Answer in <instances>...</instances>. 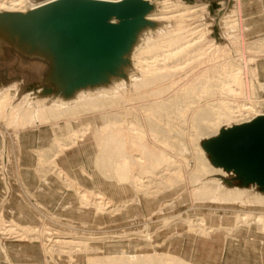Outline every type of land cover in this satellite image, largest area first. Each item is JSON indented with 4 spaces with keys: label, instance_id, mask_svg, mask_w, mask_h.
I'll list each match as a JSON object with an SVG mask.
<instances>
[{
    "label": "rangeland",
    "instance_id": "1",
    "mask_svg": "<svg viewBox=\"0 0 264 264\" xmlns=\"http://www.w3.org/2000/svg\"><path fill=\"white\" fill-rule=\"evenodd\" d=\"M46 1L48 0H27V6L29 7L36 4L38 5ZM221 1L226 2V10H219V2ZM237 1L239 2V0H219L217 2L218 7L214 10H211L210 0H199L193 2L187 0H168V2H170L169 5H174V10L169 14L171 18H168V20H161L166 24V27L153 35L146 36L145 34H143L139 41V43L142 45L139 47L137 54L140 57L143 56L142 58H140V60H148L149 62H151L150 65H152V67H155L152 70V73L149 72V76H144L147 73H143L142 71L139 72H142L143 74L139 72H135L133 74L131 84H125V88H127V93L124 94L125 97L123 99H126L125 101H123L122 99H118L114 102L108 101V103L105 104L104 108L100 107L101 111L98 109L97 112L94 113L82 114L81 118L78 121H72L73 127L76 131L78 130L79 132H77L79 134V137L78 140H76V143L73 144L70 149L63 150L62 152L60 151L61 148L59 149V147L56 146L54 142H56L57 140L58 142L61 141L62 143H64L66 137H68L66 133L67 128L65 130V121H61L59 125H55L56 127L52 126L53 124L51 123H42V121H40V124L36 126H31L29 125V123H24L22 120L20 121L21 115L26 111V108L27 110H29L28 108H31V106L33 107L37 104L32 100L31 96L27 94L28 92L33 91L31 89L29 90L28 87L31 84L36 83L39 86L43 83V79L49 69V65L42 61H32L29 59H25L18 55L16 52L10 51L8 49L3 56H0V93H4L7 90V92L10 93H8L7 95L9 97L0 96V101L4 103L3 104L2 102H0V149L2 148L4 143L5 150L7 151L5 152L7 154L4 155V157H7V160L6 158H4V162L6 165L3 164V169L7 167L6 170L8 172L9 165L11 164V148L15 149V153H20L19 134L21 132L25 130H33L42 126H50L53 129H62L64 133H56L54 137L55 140L53 139L52 144L49 147L36 150L37 163L35 172L37 177L41 181L46 180L49 176L55 177L64 189L69 190L77 196V204L89 213V215H87V220H80L78 218H60L53 214L37 200L36 194L22 182V177L20 174L21 167L17 164L18 160L14 157L12 163L15 170L14 173L9 174L13 180V191L11 198H9V201L13 197L22 200L23 203L28 205L35 211V213H37L38 221L34 224H23L15 220L13 217H10L7 214V205L9 201L7 202L5 206V216L0 213V264H88V260L90 258H92L93 260L96 259L93 264L178 263L177 260H168L166 262V260L162 258V256L165 254L169 256L171 255V257L178 256L182 259H185L188 263L195 264L175 252L176 250L181 251L182 248V251H186L190 248V236L207 237L218 230H228L233 234L241 227H252L255 230L264 232V224H260L259 222L257 223L256 221L249 219L245 221L236 219L238 215L251 211L264 213V203L257 202L252 198L256 193H260L263 196L264 193L260 192L257 186L251 185L246 188L238 186L239 182L236 180L233 181V177L235 176L233 172L226 171L227 175H214V178H220L222 182L221 184L228 188L248 189L249 196L247 195L245 198H243L244 200L241 199L238 201H220L210 198H204V196H199V198H197L198 195L195 194V192L193 194V191L197 187L201 186V184L190 186L193 182H191L190 184L186 183L185 181H176L175 177L171 175L173 170L166 169L164 171V168L163 171L159 172L160 174L156 173L158 175L155 174L154 176L149 177L147 176L149 174L138 172L140 170V166L138 165L136 167L138 168V170L135 169V173H137L135 174V176H138V174L141 176L146 175L143 176L142 179L146 181L145 185H148V189L146 188L144 190L146 192L139 191L138 188L133 186L130 180L118 182L112 175V172L109 171L113 170V168L111 169V167H109L107 168V170L104 169V173H102L96 163H94V157H96V155H98L100 152L96 141L92 137L94 128H101L109 123L110 124L107 126L114 125L111 127L115 128V131H117L121 125V127H123L124 129L125 127L128 128V126L130 125L129 121L132 122L133 119L134 122V120L136 119L132 116L133 114L129 115L130 110L138 107L137 111H139L141 115V117L139 118L148 117L146 113L150 115L152 112L156 111L154 108H152L155 102L166 100L170 98L175 92L187 90L185 88H188V90H190L189 92L192 93L189 96V99H186L184 102H177L175 104V108L173 109L172 114H169L171 113L169 112V110L167 112L162 111L163 113L161 111H158V113L157 111L155 112L159 114L158 117L155 116L158 120H160L161 117V122L164 123L165 121V123H169L170 127H173L172 129L174 130L178 128V134L181 133L184 137H193L194 135L195 130L189 123L190 119L187 117L188 115L184 112H190L189 114H191V112H195L197 109L194 108V106L196 107L200 103V99L198 98H203V101H201L202 103H200L202 106L208 104V102L210 104L216 103L212 107L213 110L210 113V119H215L216 122V120H218L217 117H222L219 132L223 128H229L231 126L237 125V123L239 122L236 123V121L243 117L245 118L247 116H252L253 114L248 113L247 110L245 111L243 107L244 105L250 106L251 101H262L257 107L258 109L260 108V111H264V79L260 77L258 69L259 63L264 58V55H262L264 53V37L260 39H248L245 36L244 18L241 7L238 6ZM164 2L165 0H159L155 2L159 3L157 6L155 5L157 8L155 13H160L162 11V9L164 8ZM206 3L209 4L208 10L204 9ZM173 5L171 7L172 9ZM184 7L185 9L198 8L199 10L195 14L184 15V13L188 11L180 10ZM30 8L31 7L27 9L30 10ZM181 11H183L184 13ZM176 12L178 13V15ZM235 14L237 16L239 15L241 18V21H238V23L237 20H235ZM210 23L213 24L212 27L209 26ZM225 25H227L228 30ZM234 28H238L239 32L235 33L233 30ZM226 30L229 31L228 35L227 32L224 33V31ZM160 33L163 34L162 37ZM227 36L229 38H227ZM175 38L179 40L177 41V39ZM157 39H162L163 41L160 40L158 44L159 40ZM149 45L151 46V48L153 45V47L157 46L158 48H155L157 49V51H155V49H152L154 50L152 51V53L150 51L149 53H141L142 50L144 51L145 49H147ZM233 59H237V62L241 67L245 66V63L247 65V74H243L241 76L245 75L244 77H242V79L248 81V85H254L252 87H255V92L251 94L250 99H248L245 95V84L244 86H242V89H240L241 86L239 85H231L230 83L233 84V82L229 80L230 78L227 77L226 74H224L222 71H220L222 70L223 65L226 66L224 64L226 61V64H228ZM212 68L217 69V71L214 74L215 77L209 79L208 83L205 74L209 69L213 70ZM153 73L154 75H157L158 73L166 75L165 84H169V86L167 87V91H170V93L167 94L168 98L163 94L157 96V100L156 98L152 97V95L149 96L150 94L148 93V91L158 89L154 87L150 88L149 86H147L146 88L141 87V89L135 88L136 90H134V79H144L146 77L150 78L154 76ZM217 75L218 77H216ZM180 80H182V82ZM177 82L178 84L181 83V87L176 84ZM206 82L208 84H206ZM219 82H224L225 85H227V82H229V86L231 85L236 94L232 92L233 90L230 91L219 86H211L212 84L216 85ZM172 85L174 87H172ZM143 88L144 90L142 92ZM204 88L207 89L205 90ZM205 91L209 92L205 93ZM143 96H145L146 98ZM224 100L226 104L224 102H221ZM52 101H54V99L45 102V104L51 105L53 103ZM26 104L28 105V107ZM6 105L8 106L7 108L9 110L6 109ZM190 105H192L193 107ZM22 106L23 108L25 107V109H23ZM19 108L20 112L17 114ZM184 108L189 109L187 111ZM171 110L172 109H170V111ZM10 111L14 112L12 113ZM112 113H115V115ZM176 113H179V115ZM242 113L244 114L243 117L241 116ZM180 114H182L184 117ZM229 114H231V116H239L236 117L237 120L234 116H232L231 119H228ZM14 116L16 117L14 118ZM176 116L178 117L174 118ZM224 117H226V120L223 119ZM139 120L140 119H136L135 121L140 124L141 120ZM178 120L180 122H178ZM111 121L118 122L112 124ZM185 123L187 124L185 125ZM120 133H124V130L120 131ZM127 133H129V136H137V134H134L135 132H132L133 134H131V132L127 131ZM209 133H205L203 137H201V140H199V146L201 148H203L202 143L204 140L217 135L215 133H211V136V134ZM2 134L4 137L6 136L3 143ZM170 136L167 137L168 143L171 139L178 140V136ZM99 137L101 136H98V140ZM137 152L139 153L140 151ZM64 153H68V155L71 157V160L76 164L75 166H73L71 171L63 168L58 163L59 156ZM145 154H143L144 157L142 158L144 164H140L149 167L148 162H146L148 154ZM206 155L207 158H209L207 152ZM146 156L147 158L145 159ZM165 167L167 168L168 166L166 165ZM170 168H172V166ZM105 173L106 175H104ZM161 173H163V175L165 174L166 176L164 175V177ZM230 173H233L234 175H230ZM58 174H60L61 177ZM66 174L71 178H69L70 181L68 180L69 184L67 181V183H65ZM170 177L174 179V183L172 182V179ZM227 180H232L234 182V185L228 184L226 182ZM187 185H189L190 187ZM1 186L2 183L0 184V189ZM83 191L86 193V195H88L86 196L87 200L82 203L80 195L78 194ZM98 192H101L100 196H102V198L100 200H97L95 197H91L92 193ZM201 218L205 220V224H203L204 222L201 223ZM220 220L222 222H220ZM237 221L240 222L237 223ZM15 226H17V228H15ZM28 226L32 227V235H27L30 232L28 230H24ZM52 229H56V233L58 232V234L52 233ZM48 238H51L53 239V241L55 240L57 242H53L54 246L52 252H47V250H45V244H49V242L46 241V239ZM233 239L235 242H238L239 240L237 238ZM61 240L63 242L70 240L73 242L65 244L62 242L59 244V241L61 242ZM171 240L174 243L169 249L168 243ZM7 242H11L14 246L13 249L11 247V251L13 253L12 257L7 246ZM133 245H135V247H133ZM19 246H22L23 248H20ZM25 251H27L28 255L32 256L29 259H36V261L27 260L24 256H18L15 254L17 252L23 255ZM107 257L109 258L108 261ZM38 260L40 261L38 262Z\"/></svg>",
    "mask_w": 264,
    "mask_h": 264
},
{
    "label": "bare ground",
    "instance_id": "2",
    "mask_svg": "<svg viewBox=\"0 0 264 264\" xmlns=\"http://www.w3.org/2000/svg\"><path fill=\"white\" fill-rule=\"evenodd\" d=\"M51 1H54V0H48V1H46L44 3H40L38 5L36 4V5H33V6H29V7H31L30 10L31 9H34V8H37V7H39V6L43 5V4H46V3L51 2ZM149 1H151L152 3L153 2L155 3L154 0L153 1L152 0H149ZM169 4H170V2H168V0H165V2H164V8L162 9V11L160 13H155L156 12V9H157L156 6H155V10L149 15V19L159 22L160 25L157 28H155V29H148V31H146L144 33L146 36L156 34L161 29H164L166 27V24L163 21H161V20H165V19L168 20V18H171V16H169V14L171 12H173L174 5L172 4L173 5V9H172L171 8L172 5H169ZM29 7L27 6V0H0V12H3V11L26 12V11H28ZM180 10H188L185 13L183 11H181V12H183L184 15H190V14H195L199 9L198 8L197 9H193V8H186L185 9V7H184V8H181ZM176 13H175V15H176ZM177 15H178V13H177ZM162 35L163 34H161V37H162ZM163 39H164V37H163ZM175 39H177V38H175ZM157 40H159L158 41V44H159L160 40H162V39H157ZM157 40H155V41H157ZM178 40L179 39H177V41ZM162 44H163V42H162ZM165 44H167V43H165ZM165 44H164V46H165ZM168 44H169V42H168ZM141 45L142 44L138 43L135 46V48H134V50H133V52L131 54V62H132V65H131L130 69L128 70V78L114 79L113 82L110 85H108V86L98 87V88H94V89H83V90H80L71 99H64V98H62L60 96H41L38 93L33 92V91L28 92L27 94H29L31 96L32 100L35 103H37V104L35 106H33V107L31 106V108H28L29 110H27V108H26V111L24 110L25 112H23V114L21 115L20 121L22 120L24 123H29V125H31V126L39 125L40 124V121H42V123H51V124H53L52 126L59 125V123L61 121H65L66 122L65 130L67 128L66 133H67V136L68 137H66L64 143H62L60 141L62 143L61 144L60 142H58L56 140V142H54V144L56 146H58L59 149L61 148V150H60L61 152L63 150L70 149L71 146L76 143V140H78V137H79V134H78L79 132H78V130L76 131L75 128L73 127L72 121H78L81 118L82 114H85V113H94V112H97L98 109L101 111L100 107H103L104 108L105 104H107L108 101L114 102V101H116L118 99H122L123 100L124 97H125L124 94L127 93V88H125V84L126 83H127V85H130L131 84V80H132L133 74L135 72L137 73L139 71H142L143 73H147L144 76H146V75L149 76L150 75V74L148 75L149 72L152 73V70L155 67H152V65H150L151 62H149L148 60H140V58H142L143 56L140 57L137 54L138 53V49H139V47ZM153 46H152V48H151V46L149 48L146 46L147 49H145L144 51L142 50L141 53H147V52L149 53V51L152 53V51H154L152 49L158 48L157 46H155V47H153ZM155 51H157V49H155ZM260 52H262V51H260ZM262 55H264V53ZM262 55H260V56H262ZM237 61H238L237 59H233L228 64H226V62H227L226 61L224 63L226 66H224L222 64L223 65V68L220 71H222L224 74H226L227 77L230 78L229 80H231L233 82V84L230 83L231 85H235V84L236 85H239V86H241V88L240 87H237V88L242 89V86H244V84H245V86H246V94L245 95H246V97L248 99H250L251 94H253L255 92V90H254L255 87L254 88L252 87L254 85H248V81H245L244 79H242V77H244L245 75L244 76H241V75L247 74V72H246L247 71L246 70V67H247L246 63H245V66L241 67L240 64H238ZM216 68H218V67H216ZM212 69L213 70H210L209 69L206 72V74H205L207 82L212 77H215L214 74L216 73L217 69H214V68H212ZM142 72H139V73H142ZM153 75H154V73H153ZM165 77H166V75H163L161 73L160 74L158 73L157 75H154V76H152L150 78L146 77L144 79L143 78H141V79H134V87L133 88H134V90H136L135 88H140L141 89V87L146 88L147 86H149L150 88L151 87H154V88H158V89L157 90H150V91H148V93L150 94V95L148 94L149 96L152 95V97H154V98H156L157 96H159L161 94H163L164 96H167V94L170 93V91L169 90H168L169 92L167 91V87L169 86V84H167V85L165 84ZM216 77H218V75ZM180 81L182 82V80H180ZM207 82H206V84L209 83V82L208 83ZM227 83H228L227 84L228 86L225 85L224 82H219L216 85L215 84H212L211 86L212 87L213 86H219V87H221L223 89L225 88L226 90H230V91L233 90L232 92L235 93L234 92V89H232L231 85L229 86V82H227ZM176 84H178V82ZM180 84L181 83H179L178 85L180 86ZM251 84H253V83H251ZM189 86H191V85H189ZM193 86H195V85H193ZM172 87H174V86L172 85ZM204 87H207V86H204ZM144 88L142 89V92H143ZM190 88H192V87H190ZM185 89H187V90L180 91V92H175L174 91L175 93L170 98H168V96H167L168 99L162 100V101H159V102H155L153 104L152 108H154L157 111V113H158V111L159 112L160 111L161 112L162 111L163 112H165V111L167 112L169 110V112H171L169 114H172V111L175 108V104L177 102H181V101L184 102L186 99H189V96L191 95L192 92H189L190 90H188V88H185ZM137 90H139V89H137ZM173 90H172V92H173ZM7 91L4 92V93H0V96H7L8 93H9ZM208 92L209 91H207V92L205 91V93H208ZM164 96H162V97H164ZM7 97H9V96H7ZM143 97H145V96H143ZM154 98H152V99H154ZM158 98H160V97H158ZM52 99H54V101H52L53 103L51 105H46L45 104V102H48V101H50ZM141 99H142V97H141ZM148 99H149V97H148ZM198 99H200L199 102L202 103L201 101H203V98H198ZM1 100H3V99H1ZM125 100H123V101H125ZM132 100H133V98H132ZM156 100H157V98H156ZM225 100L224 101H221V102H224L225 103ZM5 101H6V98H5ZM0 102H2V101H0ZM243 102H245V101H243ZM261 102L262 101L255 100V101H251V103H250V101H249L250 106H245V105L243 106L244 109H245V111L247 110L248 113H252L253 114L250 117L247 116V117L244 118L243 117L244 114L242 113L241 116L243 118L237 120L236 117H238L239 115L238 116L237 115L236 116L235 115H232L237 120L236 123L239 122L237 124H241V123H244V122H249V121L253 120L256 117L263 115L264 114V111H260L259 110L260 108L258 109V107H257L259 105V103H261ZM200 103L196 107L194 106V108L197 109L195 112H193V113L191 112V114H189L190 112L189 113H186V111L184 112L185 114L188 115L187 117L190 119V122L189 123H190V125L195 130L193 137H184L181 133L178 134V132H179V131H177L178 128L176 130H174V129H172L173 127L172 128L170 127L169 123H165V121H164V123L161 122L160 121L161 120V117H160V120H158L156 117H158L159 114L155 113L156 111L155 112H152L150 115L148 113H146L148 115V117L139 118V117H141V115H140L139 111H137V109H138L137 105H136L137 108H133L132 110H130L129 115L130 114H133L132 115L133 117H135L136 119H140L141 120V121L139 120L140 121V124L137 123V121H135L136 119L134 120V122H133V119H132V122L129 121L130 125L128 126V128L125 127V129H124L123 127H121L122 125L120 124L121 126L119 128L117 127L118 128L117 131H115L116 130L115 128L111 127V126H114V125L107 126L110 123L107 124L106 126L101 127V128H94L92 137L94 138V140L97 143V146L100 149L99 154L96 155V157H94L95 158L94 159L95 160L94 163H96V165L98 166V168L100 169V171L102 173H104V169L107 170V168H109V167H111V169L113 168V170H109V171L112 172V175L116 178V180L118 182H123V181L130 180V182L133 184V186L136 187V188H138L139 191H144L147 188L148 185L146 186L145 185L146 184L145 183L146 181H144L142 179L143 176H146V175L141 176V175L138 174V176H135V174H137V173H135L136 172L135 169L138 170V168H136L138 165L140 166V170L138 172L139 173H143V174H149V175H147L149 177L150 176H154L156 173L160 174L159 172L160 171H163V168H164V171L166 169L173 170V172H172L171 175L175 177V180L176 181H179V182L180 181H182V182L185 181L186 183H190V184H191V182H193L192 185H190V186H194V185H197V184H201V186L197 187L195 190L193 189L194 191L192 190L193 191V194L195 192V194L198 195L197 198H199V196H202V197L204 196V198H210V199H215V200H220V201H225V200L226 201H238V200H241V199L245 198L248 195V192H249L248 189L228 188V187H225V186H223L221 184L222 182H221V179L220 178H214V175L225 176V175H227V172L228 171L226 172V170H224L223 168H221V167H215L213 164H211L210 159L207 158L206 152L204 151L203 148H201L199 146V140H201V137H203V135L205 133H209L210 132L209 134H211V133L218 134L219 133V128H220L221 122H222V117L221 116L220 117H217L218 120H216V122H215V119L214 120L213 119H210L211 118L210 117V113L213 110L212 107L216 103H214V104L211 103L210 104L208 102V104L203 105V106ZM209 105H211V106H209ZM3 106H5V105H3ZM190 106H192V105H190ZM7 107L8 106L6 105V109H8ZM27 107H28V105H27ZM115 107H117V106H115ZM22 108H23V106H22ZM23 109H25V107ZM170 109H172V110L170 111ZM177 109H178V107H177ZM188 109H185V110L188 111ZM19 110H20V108L18 109L17 114L20 112ZM141 110H144V109H141ZM179 110H180V108H179ZM22 111H21V113H22ZM152 111H154V110H152ZM10 112H12V111H10ZM126 113H124V114H126ZM141 113H143V112H141ZM112 114L115 115V113H112ZM116 114H118V113H116ZM176 114L179 115V113H176ZM180 115H182V114H180ZM232 116H231V114H229V118L228 119H231ZM15 117L16 116H14V118ZM177 117L178 116H176L174 118H177ZM225 118L226 117H224L223 119H225ZM130 120H131V117H130ZM181 121H182V119H181ZM10 122H12V121H10ZM113 122H112V124H115L118 121H116L114 123ZM124 122H127V121H124ZM175 122H176V120H175ZM178 122H180V121L178 120ZM185 122H186V120H185ZM187 123H185V125ZM179 128H180V126H179ZM122 130H124V133H120V131H122ZM127 131L128 132H131V134H133L132 132H135L134 134H137V136H129V133H127ZM82 133H84V132H82ZM189 134H190V132H189ZM99 135L101 137H99V140H98V136ZM186 135H187V133H186ZM168 136H170V137L178 136V140H175V139L172 140L171 139L169 141V143H168V141H167V137ZM211 136H212V134H211ZM52 149H53V147H52ZM137 151H140V152L138 153ZM145 153L148 154V158L146 156L145 159L147 158L146 159V162H148V166L149 167H146V166L143 165L144 164L143 163L144 161H143L142 158L144 157L143 154H145ZM140 163H143V164H140ZM166 165L168 166L167 168L165 167ZM171 166H172V168H170ZM53 167H57V166H53ZM105 172H107V171H105ZM165 173H170V172H165ZM158 174H156V175H158ZM161 174L163 175V173H161ZM58 175L60 176V174H58ZM104 175H106V173ZM171 175H169V176H171ZM63 177H64V175H63ZM159 177H160V175H159ZM208 177H211V178H208ZM69 178H70V176H68L66 174V176H65V183L68 182V184H69V181H70ZM155 179H157V178H155ZM173 180L174 179H172V182H173ZM187 186H189V185H187ZM243 188H246V187H243ZM191 189H189V190H191ZM139 191H137V192H139ZM144 192H146V191H144ZM84 193L85 192L83 191V192H80V194H78V195H80V199L82 200V203L87 200L86 199V196L88 194L86 195V193L85 194ZM190 193H189V195H190ZM100 195H101V192L92 193L91 197H95L97 200H100L102 198V196H100ZM252 198L255 199L257 202L264 203V196L262 194H260V193L254 194ZM96 199H94V200H96ZM200 200H202V199H200ZM97 203H99V202H97ZM236 219H239V220H242V221H245V220H248L249 219V220H254L257 223L259 222L260 224H264V213L252 212L251 211V212H248V213H243V214L238 215L236 217ZM204 221L205 220L203 218H201V223L204 222ZM239 222L240 221H237V223H239ZM203 224H205V222ZM15 225H16V222H15ZM17 226H15V228H17ZM18 229H19V227H18ZM23 229H21V230H23ZM24 230H26V231L28 230L30 233H28L27 235H29V234H31L32 227L28 226ZM52 233H55V232H52ZM56 234H58V232ZM33 235H34V233H33ZM48 235H49V233H48ZM46 241L49 242V244H45V248H46L45 250H47V252H52L53 246H54V243L53 242L55 240L53 241V239L48 238V239H46ZM62 242H63L62 240H61V242L59 241V244L62 243ZM72 242L73 241L70 240V241H64L63 243L65 244V243H72ZM162 258L165 259L166 262L168 260H177L178 261L177 264H191V263H188L185 259H182V258H180L178 256L171 257V255L169 256V255L165 254V255L162 256ZM95 260L96 259L93 260L92 258H90L88 260V264H93V262ZM108 260H109V258L107 257V261ZM115 264H121V263H115Z\"/></svg>",
    "mask_w": 264,
    "mask_h": 264
},
{
    "label": "water",
    "instance_id": "3",
    "mask_svg": "<svg viewBox=\"0 0 264 264\" xmlns=\"http://www.w3.org/2000/svg\"><path fill=\"white\" fill-rule=\"evenodd\" d=\"M149 0H54L26 12H0V56L6 50L49 65L41 96L73 98L80 90L128 78L131 54L148 29ZM211 163L233 172L238 186L264 193V114L223 128L202 143ZM232 180L226 182L234 185Z\"/></svg>",
    "mask_w": 264,
    "mask_h": 264
},
{
    "label": "crops",
    "instance_id": "4",
    "mask_svg": "<svg viewBox=\"0 0 264 264\" xmlns=\"http://www.w3.org/2000/svg\"><path fill=\"white\" fill-rule=\"evenodd\" d=\"M218 1L210 0L211 10L218 7ZM237 3L241 7L244 18L245 36L248 39L264 37V0H239ZM258 69L260 77L264 79V58L259 63ZM56 133L63 134L64 131L60 128L42 126L21 132L19 134L20 153H15V149L11 148V164L8 172L9 174L14 173L12 160L15 157L18 160L17 164L21 167L22 182L36 194L40 203L60 218L87 220L89 213L77 204V196L74 193L64 189L53 176L41 181L36 175V150L49 147ZM58 163L70 171L76 165L68 153L60 155ZM7 214L23 224H34L38 221L37 213L15 197L7 205ZM233 238L239 239L238 242H235ZM189 241L188 250L182 251V248L181 251L176 250L175 252L195 264H264V232L252 227H241L233 234L228 230H218L207 237L190 236ZM173 243L172 240L168 243L169 249ZM7 246L12 257L11 247L13 249L14 246L11 242H7ZM15 254L24 256L27 260L36 261V259H29L32 256L28 255L27 251L23 255L17 252Z\"/></svg>",
    "mask_w": 264,
    "mask_h": 264
},
{
    "label": "built area",
    "instance_id": "5",
    "mask_svg": "<svg viewBox=\"0 0 264 264\" xmlns=\"http://www.w3.org/2000/svg\"><path fill=\"white\" fill-rule=\"evenodd\" d=\"M156 1H159V0H155V2ZM158 4L159 3H156L155 5L157 6ZM219 6H220L219 10H226L225 9L226 8V2L225 1L219 2ZM208 7H209V4L206 3L204 9L208 10ZM232 10H235V9H232ZM234 17H235V20H237V23H238V21H241V18H240L239 15L237 16L235 14ZM212 25L213 24L210 23L209 26L212 27ZM225 27L227 28V25H225ZM227 30H228V28H227ZM227 30L224 31V33L227 32V35H228L229 31H227ZM233 30H234L235 33L239 32L238 28H234ZM210 32H212V31H210ZM227 38H229V37L227 36ZM5 137L2 134V143L5 141ZM5 152H7V151L5 150L4 143H3V146L0 149V181L2 183V186H1V189H0V213H2V215H4V216H5V208H6L5 206H6L7 202L9 201V198H11L12 191H13V180H12L11 176L9 175V172H7V170H6L7 167L5 169H3V164L6 165L5 162H4V158H6V160H7V157H4V155L7 154ZM230 175H234V174L230 173ZM52 231L56 233L57 230L56 229H52ZM51 237H52V235H51ZM13 240H18V239H13ZM15 264H22V263H15ZM23 264H33V263H23Z\"/></svg>",
    "mask_w": 264,
    "mask_h": 264
}]
</instances>
